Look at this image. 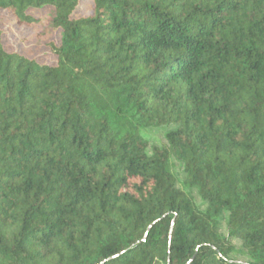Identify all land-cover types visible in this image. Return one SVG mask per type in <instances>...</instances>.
I'll return each mask as SVG.
<instances>
[{"label": "trees", "instance_id": "trees-1", "mask_svg": "<svg viewBox=\"0 0 264 264\" xmlns=\"http://www.w3.org/2000/svg\"><path fill=\"white\" fill-rule=\"evenodd\" d=\"M44 7L54 62L0 31V264H264V0H0Z\"/></svg>", "mask_w": 264, "mask_h": 264}, {"label": "rangeland", "instance_id": "rangeland-1", "mask_svg": "<svg viewBox=\"0 0 264 264\" xmlns=\"http://www.w3.org/2000/svg\"><path fill=\"white\" fill-rule=\"evenodd\" d=\"M89 3L82 2L81 8L88 13ZM79 10H81L79 8ZM36 17H40L38 23L32 25H18L10 12L0 11V31L2 33L3 45L8 50L18 51L28 57L37 59L40 62H54L53 54L50 50L51 42H58L60 34L58 30L52 27L53 9L44 7L32 11ZM167 127L148 128L142 131L144 139L149 147L152 145L165 144V132ZM174 171L179 178H184L182 168L178 163H175ZM194 193L196 202L199 204V198ZM221 231H225L224 221L221 223ZM236 247H240L239 241H233ZM235 258L244 259L246 256L239 252L232 254Z\"/></svg>", "mask_w": 264, "mask_h": 264}]
</instances>
